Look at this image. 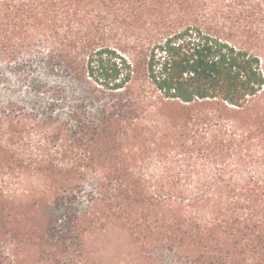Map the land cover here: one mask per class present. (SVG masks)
Here are the masks:
<instances>
[{"label": "trees", "instance_id": "1", "mask_svg": "<svg viewBox=\"0 0 264 264\" xmlns=\"http://www.w3.org/2000/svg\"><path fill=\"white\" fill-rule=\"evenodd\" d=\"M0 264H264V0H0Z\"/></svg>", "mask_w": 264, "mask_h": 264}, {"label": "rangeland", "instance_id": "2", "mask_svg": "<svg viewBox=\"0 0 264 264\" xmlns=\"http://www.w3.org/2000/svg\"><path fill=\"white\" fill-rule=\"evenodd\" d=\"M0 78H1V73H0ZM4 90H5V87H0V95L3 93Z\"/></svg>", "mask_w": 264, "mask_h": 264}]
</instances>
